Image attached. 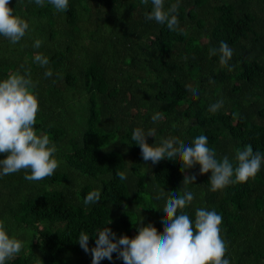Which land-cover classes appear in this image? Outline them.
Wrapping results in <instances>:
<instances>
[{
  "label": "trees",
  "instance_id": "obj_1",
  "mask_svg": "<svg viewBox=\"0 0 264 264\" xmlns=\"http://www.w3.org/2000/svg\"><path fill=\"white\" fill-rule=\"evenodd\" d=\"M176 2L165 0V9ZM9 7L29 28L16 44L0 36V81L30 72L39 103L34 129L56 145L59 166L41 181L26 180L24 170L0 176V220L23 242L5 264H91L81 232L91 249L95 229L132 238L142 217L159 233L167 197L156 200L158 190L182 194L184 175L193 174L194 199L183 211L193 222L197 208L222 216L230 264H264V160L255 177L211 191V173L199 175V165L184 173L178 157L146 165L131 140L138 127L155 129L146 139L157 145L173 136L191 145L203 134L217 159L234 166L245 146L264 155V0H179L174 31L145 20L151 0H69L65 12L48 0H10ZM221 42L233 50L228 67L219 54L209 56ZM38 53L47 66L34 61ZM98 188L99 203L85 205ZM100 264L123 260L113 253Z\"/></svg>",
  "mask_w": 264,
  "mask_h": 264
},
{
  "label": "clouds",
  "instance_id": "obj_2",
  "mask_svg": "<svg viewBox=\"0 0 264 264\" xmlns=\"http://www.w3.org/2000/svg\"><path fill=\"white\" fill-rule=\"evenodd\" d=\"M44 2L45 0H35L40 6H43ZM68 2L69 0H48L57 12L67 11ZM140 2L147 5L149 0ZM9 3L10 0H0V36L16 44L25 36L29 25L25 19L14 14ZM151 4L152 10L145 13V20H155L159 24H166L169 30H176L179 24L176 15L179 0L167 10L164 6L165 0H151ZM41 44L42 41L37 39L33 46L39 48ZM217 54L219 63L228 67L233 50L226 42H221L218 49H209V56ZM34 61L41 67L49 63L48 58L39 53L35 55ZM44 75L46 78L51 77V69H47ZM34 88L30 72L23 75L13 72L0 81V154L5 155V158L0 159V176L24 170L30 173L25 175L26 180L41 181L51 177L59 166L55 158L56 145L51 143L48 135H37L34 129L39 111ZM188 90L193 93L194 99L198 98L196 89L188 86ZM222 104V100L217 101L210 105L209 110L216 112ZM157 119L159 113L152 117L153 122ZM155 135V129H148L147 132L139 127L133 129L131 140L139 146L145 164L151 162V165H156L162 159L173 161L178 157L182 173L199 165V175L211 173L208 179L211 191L221 190L229 184L243 183L255 177L264 160V155L254 152L252 146L248 145L243 150L237 149L234 166L227 156L217 159L216 152L208 147L206 135H199L191 145L175 136L162 139L158 145L149 144L146 138L155 139ZM117 175L121 180L127 179L124 172ZM195 180L196 174L184 175L182 194L179 195L177 191L165 193L163 188L158 190L156 200L167 197L162 214L164 227L159 233L151 222L144 225L142 217L135 224L137 234L132 238L123 234L117 237L116 233L106 226L95 229V246L89 249V233L81 232L77 241L85 253L90 251L91 264H100L103 259L112 261L113 253L117 259L123 260V264H230L229 260L224 258L227 245L220 234L222 216L215 210L197 208L193 222L183 211L194 199L189 185H194ZM100 197L101 189H93L85 196L84 204L99 203ZM22 248L23 242L15 236H10L4 220H0V264L11 260Z\"/></svg>",
  "mask_w": 264,
  "mask_h": 264
}]
</instances>
